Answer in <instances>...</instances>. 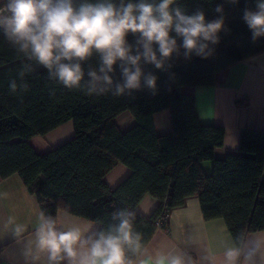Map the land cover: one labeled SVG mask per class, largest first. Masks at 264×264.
Returning a JSON list of instances; mask_svg holds the SVG:
<instances>
[{"label": "trees", "instance_id": "16d2710c", "mask_svg": "<svg viewBox=\"0 0 264 264\" xmlns=\"http://www.w3.org/2000/svg\"><path fill=\"white\" fill-rule=\"evenodd\" d=\"M81 2L74 0L76 5ZM255 4L256 0H175L170 7H180L188 15L203 11L206 21L223 15L224 27L219 42L210 44L207 58L195 53L186 57L177 37V51L162 68L141 61L143 73L157 77L155 95L143 82L139 90L114 95L116 84L123 81L120 62L109 74L113 83L108 91L86 94L87 73L100 74L96 52L80 62L85 73L81 87L67 89L50 78L48 69L18 52L0 29V179L18 175L55 227L59 210L96 223L89 246L101 233L116 234L120 211L130 213L132 239L122 243L125 264H132L148 244L163 211L191 196L199 199L205 220L225 221L240 247L248 233L264 230V130L242 128L238 149L216 159L225 129L201 124L194 96L183 88L211 86L217 72L264 52V36L254 42L242 18L245 8L255 10ZM218 5L222 13L215 11ZM139 38L138 33L126 37L133 55ZM24 69L29 70L21 78ZM13 79L18 85L14 94L9 92ZM23 83L27 91L19 87ZM162 111L169 113L171 131L158 134L153 117ZM124 112L135 122L121 130L115 118ZM68 121L73 124L71 137L44 154L35 151L32 137ZM209 161L212 171L206 174L201 164ZM118 164L127 166L130 174L111 188L105 176ZM145 195L158 200L149 217L137 209ZM63 255L61 250L53 264H64Z\"/></svg>", "mask_w": 264, "mask_h": 264}, {"label": "clouds", "instance_id": "9594fccd", "mask_svg": "<svg viewBox=\"0 0 264 264\" xmlns=\"http://www.w3.org/2000/svg\"><path fill=\"white\" fill-rule=\"evenodd\" d=\"M174 2L125 3L120 0L116 4L113 0H96L95 3L83 0L76 5L74 0H4L0 4V29L18 52L48 69L50 78L67 89L81 87L85 73L80 62L96 52L101 61L100 74L87 73L90 79L86 94L108 91L113 83L109 74L120 62L123 81L116 84L114 95L139 90L142 82L155 95L157 77L150 73L145 75L141 61L162 68L164 60L177 51V37L182 41L186 57L195 53L207 58L212 53L210 44L219 42L218 34L224 27L223 15L206 21L203 11L188 15L180 7H170ZM215 11L222 13V6L218 5ZM242 18L254 42L264 36V0H256L255 10L245 8ZM129 33H138L140 37L135 55L126 40ZM28 70H21L20 77ZM19 87L27 91L29 86L23 83ZM17 89L16 80H11L9 92L14 94ZM129 215L120 211L116 234L101 233L86 251H78L74 245L80 242L79 230L57 232L55 221L41 213L42 222L37 230L39 245L48 249L53 259L62 250L72 264H125L122 243L132 239ZM257 248L258 245H254L249 250V258L255 255ZM239 255V249H228L227 264H235ZM165 261L166 264H183L178 256L161 257L156 264H165Z\"/></svg>", "mask_w": 264, "mask_h": 264}, {"label": "crops", "instance_id": "0c3cea01", "mask_svg": "<svg viewBox=\"0 0 264 264\" xmlns=\"http://www.w3.org/2000/svg\"><path fill=\"white\" fill-rule=\"evenodd\" d=\"M4 0H0L3 4ZM192 94L195 111L201 124L219 125L225 129L223 146L215 152L216 159H223L238 149L242 128L264 130V52L248 57L215 74L211 86L185 87ZM158 134L171 131L168 111L153 117ZM121 130L134 125L128 112L115 118ZM73 135V124L68 121L43 136H34L30 144L39 154ZM206 174L212 171V162L201 164ZM130 174V169L116 165L105 176L109 187H116ZM158 200L145 195L137 205L144 216H151ZM41 209L35 196L25 187L16 174L0 179V264H53L52 253L41 248L37 230ZM96 223L59 210L56 216L57 232L78 229L80 242L74 247L86 251L88 242L96 232ZM258 245L254 256L249 250ZM239 249L235 264H264V230L248 233L241 246L231 237L221 218L205 220L199 199L188 197L184 204L169 209L167 223L158 227L148 244L132 264H156L161 258L180 257L183 264H227L228 249ZM64 264H72L66 253ZM166 264V261H165Z\"/></svg>", "mask_w": 264, "mask_h": 264}, {"label": "built area", "instance_id": "2783aa9c", "mask_svg": "<svg viewBox=\"0 0 264 264\" xmlns=\"http://www.w3.org/2000/svg\"><path fill=\"white\" fill-rule=\"evenodd\" d=\"M169 210L165 209L160 217L157 218L156 224L158 227H164L167 223Z\"/></svg>", "mask_w": 264, "mask_h": 264}, {"label": "rangeland", "instance_id": "374dc122", "mask_svg": "<svg viewBox=\"0 0 264 264\" xmlns=\"http://www.w3.org/2000/svg\"><path fill=\"white\" fill-rule=\"evenodd\" d=\"M130 126H128V128H129ZM123 181V180H122Z\"/></svg>", "mask_w": 264, "mask_h": 264}]
</instances>
